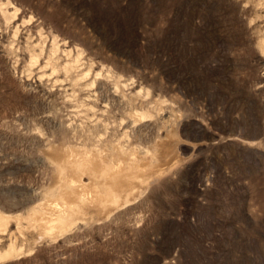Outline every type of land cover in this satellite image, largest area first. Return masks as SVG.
I'll list each match as a JSON object with an SVG mask.
<instances>
[{
    "label": "rangeland",
    "instance_id": "1",
    "mask_svg": "<svg viewBox=\"0 0 264 264\" xmlns=\"http://www.w3.org/2000/svg\"><path fill=\"white\" fill-rule=\"evenodd\" d=\"M102 3L132 38L79 0H0V264H264V0ZM80 156L144 181L47 233L31 213L63 181L105 186L61 175Z\"/></svg>",
    "mask_w": 264,
    "mask_h": 264
},
{
    "label": "bare ground",
    "instance_id": "2",
    "mask_svg": "<svg viewBox=\"0 0 264 264\" xmlns=\"http://www.w3.org/2000/svg\"><path fill=\"white\" fill-rule=\"evenodd\" d=\"M139 168L135 162L111 168L93 157L80 156L73 160L62 157L59 160L62 176L69 170L74 174L88 173L93 178L104 179L105 186L101 189L97 185H85L82 181L65 180L66 182L63 181L55 188L53 200L32 212V218L47 233L65 232L70 217L85 215L91 207L96 208L101 214L122 200H128L138 185L144 181ZM6 229L7 220L0 214V232H6ZM19 252L15 242H12L6 250H0V262L14 257Z\"/></svg>",
    "mask_w": 264,
    "mask_h": 264
},
{
    "label": "trees",
    "instance_id": "3",
    "mask_svg": "<svg viewBox=\"0 0 264 264\" xmlns=\"http://www.w3.org/2000/svg\"><path fill=\"white\" fill-rule=\"evenodd\" d=\"M62 1L71 3L76 0ZM79 1L89 8L88 11H80L79 16L85 20L87 26L96 30L100 37L110 40H125L133 37L134 27L126 24L128 20L132 21L133 13L129 9L119 10L117 14L112 9L102 6V0Z\"/></svg>",
    "mask_w": 264,
    "mask_h": 264
}]
</instances>
